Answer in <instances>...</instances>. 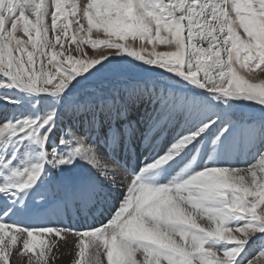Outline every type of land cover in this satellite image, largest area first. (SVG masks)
<instances>
[{"label":"snow or ice","instance_id":"obj_1","mask_svg":"<svg viewBox=\"0 0 264 264\" xmlns=\"http://www.w3.org/2000/svg\"><path fill=\"white\" fill-rule=\"evenodd\" d=\"M94 29L105 38H91ZM156 45L172 50L157 52ZM133 61L172 74L188 91L181 133L153 147L142 166L121 163L115 149L131 158L164 127L159 115L133 122L135 99L117 95L89 101L82 112L100 123L113 152L101 154L87 135L56 136L72 94ZM256 70L264 71V0H0V88L13 93L0 99L25 108L0 121V262L9 264L22 241L18 251L34 257L29 264H49L56 240L73 234L80 238L76 264H264V122L234 118L245 102L264 112V80L245 75ZM257 140L258 160L233 166L232 154ZM122 168L128 175L119 207L99 228L11 219L46 210L47 198H36L53 175L67 181L65 207L87 205L115 188ZM77 169L88 174L74 179ZM257 241L259 256L249 259Z\"/></svg>","mask_w":264,"mask_h":264},{"label":"rangeland","instance_id":"obj_2","mask_svg":"<svg viewBox=\"0 0 264 264\" xmlns=\"http://www.w3.org/2000/svg\"><path fill=\"white\" fill-rule=\"evenodd\" d=\"M82 2H86V0H80V1L76 0L77 4H80ZM67 10L70 12V8H68ZM78 15L80 16L81 23H83L86 28L87 24H86V21L83 20L82 14L78 13ZM70 19L72 18L70 17ZM50 22L51 21H50V16H49L47 23L50 25ZM74 28H75V24H73L72 28H70L68 32L69 37H71L74 34V31H73ZM17 35L27 40V37H24L23 33H17ZM97 37L105 38L102 31L98 33L94 29L93 33L91 34V38L95 39ZM63 39L64 38H62V40ZM127 43H133V42L129 40ZM135 43L137 45L139 44L138 41ZM65 47H67V44L65 45ZM73 47H75V45H73ZM84 47L89 52L90 56H92L93 54L98 55L99 53L98 49L93 50L90 45H86ZM148 47L151 48L152 46H148ZM155 49L157 52L172 50L165 45H156ZM28 50H31L30 45H29ZM125 58L127 59V57ZM138 64H140V62L133 61L132 63H129V64L119 65V68L121 69L119 72L108 71V72L101 73L98 76L92 78L83 87L79 88L74 94H72L69 97L68 104L65 107H63L60 111V116L57 121L61 123V130L59 133L61 134L64 132H71L75 134L78 133L79 135H81L80 134L81 130L78 125L87 126L92 123L89 117H86L82 114L83 105L89 101H95L100 97L107 98V97L118 95L120 97L131 96L135 99V103H132L129 105V114L133 118V122L139 119H146L148 115H152L154 117L159 115L161 117L160 123L163 125L164 131L153 141V145L151 146L152 148L154 147L155 149L158 150L160 146H164L168 144L170 141H172L173 138L176 137L178 133H181L182 129L187 126L186 124L187 111L184 105V98L188 96L189 93L184 87L176 83L175 78L174 79L168 78L172 74H169L159 68H155L153 71H145L143 70V68H147L151 66L138 67ZM36 66L39 67V60H37ZM147 72L164 73L169 76H162L161 74H158L157 76H154V75L146 76L138 80H127L123 77H120V78H115L113 80L108 81L112 76L117 75V74L136 75V74H142V73H147ZM245 75L248 79L252 81L264 80V71H261V70H256L254 73H246ZM4 79L6 78H3L2 75H0V81ZM2 94H6L8 96L13 95L11 91L0 88V95ZM73 101L75 103H73ZM40 107L41 109L44 108L43 105H41ZM260 107L261 106L256 105L252 102H245L244 104L237 107L234 113V118L240 122H245V121L255 122L256 126L259 127L261 122H264V112L260 110ZM24 111H25V108H18L17 106L6 103L4 100L0 99V121L4 120L5 118L19 116ZM113 122L117 124L119 123V121L116 120L115 118ZM76 125L77 127L75 128ZM143 126H144L143 123H141L140 127L143 128ZM91 134L92 135L94 134V136L90 137V139L96 142V134L95 133H91ZM99 147L100 146L97 145L98 150L100 149ZM151 147L142 146L140 149L141 151L139 150L136 153V155L134 157L132 156L131 158H129L128 154L122 148H117L116 153L120 154L118 159L121 161V163L127 162L128 166L131 167V165H134L133 161L136 157V161L138 160L139 165L142 166L143 163L145 162V158L152 154ZM260 147H261L260 141L257 140L255 143V146L251 147L250 150L247 148H242L238 152H234L232 156L230 157V161L232 165L235 167L244 168L250 164L255 163L256 160H258L257 152ZM100 150L103 151V154H108L110 152H113L111 146L109 145L107 147L101 148ZM145 151L147 152L146 155H142V153ZM206 159H207V156L204 157V160ZM202 163L203 161H201V166H202ZM180 167H183V165L181 164ZM120 170L123 173H126L128 175V173L123 168ZM176 171H179V168L176 169ZM174 174L175 172L173 173V175ZM53 177L50 178L48 182L42 186L41 192L44 190L45 186H48L51 189L53 184H56L62 179L65 180L64 176H59L60 177L59 178L56 175H53ZM51 183L53 184L51 185ZM40 195H43V194H40ZM40 195L38 196L37 202L40 201L39 200ZM115 199L116 198L112 200H115ZM49 201L50 200H48V204L50 203ZM113 204H114L113 210L110 212V216L107 218V221L111 218L112 214L119 207L120 200L113 201ZM48 207L49 206H46V209H48ZM42 211L43 210H41L40 212ZM51 222L57 223V220L52 219ZM103 223L106 224L105 221ZM35 224H36V221L32 223V227L37 226ZM104 224H98V226L94 228H90V229L99 228ZM70 225L72 226L71 222H70ZM66 228H71V227L66 226ZM72 229H76V227L73 226ZM260 244H261V241H257V243L253 245L252 248L249 250V253H248L249 259L255 260L259 256ZM19 256H22V258L21 257L18 258L16 255L17 259H15L16 258L15 255H11L9 258V264H13L15 263V261H18V263L20 264H22L23 262H24L23 264H29L28 261L30 260V258L32 259V254L30 253L29 254H19ZM11 257L13 258L15 257V258L13 259ZM24 258L26 259V261ZM32 260H34V257Z\"/></svg>","mask_w":264,"mask_h":264},{"label":"bare ground","instance_id":"obj_3","mask_svg":"<svg viewBox=\"0 0 264 264\" xmlns=\"http://www.w3.org/2000/svg\"><path fill=\"white\" fill-rule=\"evenodd\" d=\"M78 126L80 127V130H81L80 134L81 135H87L89 137H93L94 134L92 135L91 133L96 134V144L100 146L99 147L100 149L108 146L105 143V138H104V135L102 133L100 123H93L92 122L91 124H89L87 126L86 125L85 126L78 125ZM76 127H77V125L75 126V128ZM60 130H61V123L57 122L56 136L60 135V133H59ZM55 138L56 137H54V139ZM158 145H157V147H158ZM100 149H99V151L101 152V154H103V151H102L103 149L102 150H100ZM116 150L117 149H115V155L117 156V158H119L120 154L116 153ZM146 153L147 152L145 151L142 153V155H146ZM122 160H124V159H122ZM133 164L134 165L137 164L136 157L133 161ZM134 165H131V166H134ZM71 174L73 175V176L72 175L71 176L74 179H79L80 177L85 176L88 173L84 169H77ZM126 177H127V174L123 173L120 170L119 174L117 176V183H116L115 188L107 189L106 190L107 194L103 195L102 197H98L94 202H92L93 205H92V203L84 205V204L79 203L77 201V202H73V203L68 204L67 207L64 206V200H65V196H66L65 185H66L67 181L62 179L61 181L57 182L56 184H53L52 187L50 186L51 189L48 186H45L44 190L42 192L40 191V193L37 195V198H36L37 201H38V196L40 194H43V196H45L46 198H48V200H50L49 201L50 203L48 204V206H49L48 209L43 210L42 212H37L35 216L24 217L22 219H20L18 217H11V219L12 220H20V222L22 224L29 226V227H32V223L34 221H36L35 225H37V226L45 225V226H54V227H63V228H66V226L71 227V228L73 226H75L77 231L90 230V228H94V227L98 226V224H104L103 223L104 221L106 223L107 218L110 216V212L113 210V207H114L113 201L120 200L121 194L125 191V185L127 183ZM114 198H116V199L112 200ZM28 219H29V221H28ZM52 219H56L57 223L51 222ZM70 222H71L72 226L70 225ZM7 239L8 238H6V240ZM51 239H56V238L52 237ZM79 239H80L79 237H77L73 234H68V235H66V237L64 239L56 240V247L53 249V251L51 253V258L49 260V264H76V260L78 259L77 255H76V253L78 252L76 245H77ZM21 244H22V241L18 242L17 245L13 246V249L10 253V256L15 255V257H16V255H17L18 258H20V257L22 258L23 255L19 256V254H21V252L18 251V248L21 246ZM90 252H91V250L89 249L86 252L85 258H87V255ZM17 257L15 259H17ZM11 258H13V257H11ZM32 259H33V257H32ZM102 259H103V257H102ZM25 261H26V259H25ZM1 264H2V262H1ZM13 264H20V263H18V261H15V263H13ZM104 264H106V260L104 261Z\"/></svg>","mask_w":264,"mask_h":264},{"label":"water","instance_id":"obj_4","mask_svg":"<svg viewBox=\"0 0 264 264\" xmlns=\"http://www.w3.org/2000/svg\"><path fill=\"white\" fill-rule=\"evenodd\" d=\"M150 74L154 75V74H158V73L153 72V73H150Z\"/></svg>","mask_w":264,"mask_h":264}]
</instances>
